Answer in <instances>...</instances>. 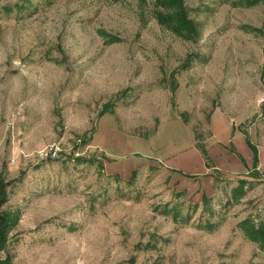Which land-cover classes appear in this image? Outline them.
Returning <instances> with one entry per match:
<instances>
[{"label": "rangeland", "instance_id": "obj_1", "mask_svg": "<svg viewBox=\"0 0 264 264\" xmlns=\"http://www.w3.org/2000/svg\"><path fill=\"white\" fill-rule=\"evenodd\" d=\"M173 1L0 0L12 264H264V0Z\"/></svg>", "mask_w": 264, "mask_h": 264}, {"label": "trees", "instance_id": "obj_2", "mask_svg": "<svg viewBox=\"0 0 264 264\" xmlns=\"http://www.w3.org/2000/svg\"><path fill=\"white\" fill-rule=\"evenodd\" d=\"M251 2L254 0H250ZM174 4L175 7V14H174V20L177 24L183 26L185 28V31L187 32L188 37L197 36L198 29L196 23L193 21H190L187 19L186 16V9L182 7L181 5H177V2L173 0H169L168 4L170 3ZM159 21L161 23H164V18L162 16H159ZM111 104L106 105V108H108ZM106 113V110L103 111V114ZM255 152V161L254 166L255 169H258V157H257V150L254 149ZM202 153L206 154V150L202 149ZM7 183L5 181H0V208L7 202L8 196H7ZM17 216L5 211L3 213H0V252H7V256L5 259L0 260V264H12V257L10 252L8 251L7 244H8V238H9V229L11 225L16 223ZM248 231V234L251 235L255 239L256 242L260 244L262 249L264 250V225L256 224L255 222H244L243 226ZM135 259L132 258L128 260L125 263L121 264H135Z\"/></svg>", "mask_w": 264, "mask_h": 264}]
</instances>
